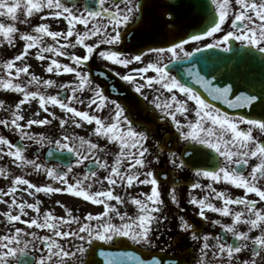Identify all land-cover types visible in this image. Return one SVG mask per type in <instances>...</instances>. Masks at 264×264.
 Instances as JSON below:
<instances>
[{"label":"snow or ice","instance_id":"1","mask_svg":"<svg viewBox=\"0 0 264 264\" xmlns=\"http://www.w3.org/2000/svg\"><path fill=\"white\" fill-rule=\"evenodd\" d=\"M96 2L97 7L79 11L74 6L66 4L64 0H0V45L14 47L17 39L22 43V49L3 64L6 75L0 77V89L18 93L21 98L15 103V109L11 113L12 118L0 119V126L18 133L21 140L27 139L39 146L54 145L57 151L74 156L76 165L90 161L96 168L107 172V175L99 178L95 170H90L82 177L75 178L74 182H70L69 174L73 170L71 163L67 165V170L48 167L38 162V155L34 158L26 156V145L21 147L7 136L0 135V158L10 157L11 163L17 167H30L33 171L45 174L59 185L54 186L52 183L37 185L17 175L11 180V186L7 191L0 190V198L12 197L10 204L7 200L3 201L8 205V210L0 215L10 225L18 222L29 229L14 227L7 234L0 235V264H14V261L16 264H24L20 261V256L24 255L30 246L34 248L37 243L46 251V255H41L38 264H67L68 260L76 259L77 253L82 255L88 252L89 249L85 245H92L94 241L103 242L102 245L92 248L93 256L96 255V248L101 249L98 255L103 258L102 264H149L147 258H141L133 252L103 250V245L121 242V238H126L148 252L151 255V264H167L162 258L152 255L153 250L158 247L155 234L159 233L165 222L169 220L168 215L165 214L167 206L170 204L179 208L180 197L175 187L176 180L173 178L172 186L166 189L168 192L166 204L161 195L159 177L161 173L166 177L173 173L180 176L185 169L192 171L197 177L196 180L188 182L187 188L206 190L207 193L203 198L192 195L187 200L189 204L198 208L196 215L201 221L207 220L206 211H211L223 217H231V223L222 224L217 219L213 223L220 226V233L200 235L201 224L180 215L176 218L177 239L172 241L173 246L188 237L200 242L199 255L194 258L195 264H264V208L258 206L264 203V142L253 135L254 129L264 133V73L258 88L248 81L246 87L241 85L245 87V91H240L235 80L221 86L212 79L200 75L199 71L188 69L195 83L203 88L211 101H220L229 109L250 108L253 112H258L256 116L234 115L217 107L192 87L181 83L159 59L145 62L148 53H155L159 58L167 53L168 62L172 63L175 60H187L194 53H200L204 49L223 48L226 53L232 52L233 49L229 46L230 40L239 41L249 49L264 54V0H234L235 8L232 0H208L207 7L214 12L213 18L196 32L186 33L185 36H176L180 22L176 9L169 7L162 15L169 17L165 25H171L167 27V33L174 39L160 42L167 44V47H153L148 44L147 53L141 49L138 54L130 56L117 50L115 46L122 42L124 36L129 35V31L125 29L132 20L138 18L140 23L144 22L147 4L144 0H96ZM197 7L204 6L188 4L189 9ZM18 12L23 13L22 19ZM138 13L139 17H137ZM34 14L42 21L62 20L66 28L51 30L49 23L41 22L31 26L30 31H21L17 24L28 25L29 18ZM229 17H231L230 30L216 38L214 34L222 31V25ZM77 25L83 26L82 30ZM45 37L50 38L52 43H45ZM205 37H211L212 43H205L203 48L197 46L192 51L184 50L190 42H198ZM102 45L112 47L101 48ZM77 46L82 47L83 55L67 51ZM32 49H36L35 55L41 61L49 59L46 53L51 54L50 62L45 69L47 73L73 74L75 79L68 83H57L53 79L41 81L39 77L30 73V65L16 66V62L28 57ZM97 55L104 61L125 68L134 62L143 64L123 75L120 73L117 75L121 80L133 85L135 93H139L145 101L148 97L143 95V90L156 89L157 95L151 105L145 104L143 108L147 113L151 107L154 119L170 120L169 133L174 128L173 146L176 151L168 145V140L172 139L170 134L156 137L153 148L149 144L154 135L152 122L135 121L126 114L125 106L116 100H111L114 114L110 122H105L99 115L71 106L73 103L85 104V100L80 99L76 94L82 92L86 86H91L93 78L90 71L80 69ZM56 57H67L70 63H61ZM150 72L153 74L148 75ZM22 74L30 76V79L23 83L15 82ZM33 85L37 87L36 91L29 90V86ZM41 86L45 89L59 88L66 93V97L61 98L59 92L54 95L40 92ZM163 91L169 95L162 99ZM178 93L183 94L184 99H178ZM32 100H38L39 109L48 115L25 121L21 108ZM107 101L108 96L105 95L104 89L97 84L92 88V95L87 98V107L91 109L94 106L96 111H102ZM189 101L193 102L191 108ZM49 106H58L62 112L69 114L67 118L58 120V126L62 131L69 124L77 128L81 127L82 122L94 124L93 135L103 137L108 143L117 146L118 150L114 154L113 162L109 164L101 159L99 154L104 153L105 149L84 137L63 131L59 139L53 140L27 131L33 125L52 124L56 114L50 112ZM0 109L7 111L3 100H0ZM155 110H159L163 116L156 115ZM190 112L191 119L188 118ZM38 114L37 112L36 115ZM134 124H139L141 130L134 127ZM181 140L185 142L183 147L179 146ZM209 149L223 158L222 166L209 164L207 161L199 162L197 159L199 156L210 155L206 151ZM152 152H155L154 159L160 165L159 169L149 168L151 161L148 160V155ZM252 159L256 162L250 166L249 161ZM248 167L250 171L245 174L244 169ZM3 175L5 170L0 169V176ZM200 178L206 179L208 183H201ZM105 181L108 187L103 190L95 192L86 190L92 188L93 182L102 184ZM220 183H228L240 188L244 190V195L233 197L213 186ZM21 185L26 186L22 191L28 196L36 197L41 192L67 193L95 205H102L103 211L95 215L88 213L82 219L73 216L70 211L67 217L46 212L41 219L39 200L29 203L26 200L18 201L15 197ZM117 185L123 186L125 190L134 185L150 186L149 192H141L139 197H130L131 204L137 209L135 216L121 212L117 206L126 203L124 197L114 193ZM249 193L255 194L258 200L247 198ZM213 199L219 201L220 206L213 203ZM56 203L61 204L60 201ZM233 205L242 207L240 210H233ZM13 209L16 210V214H13ZM26 209L33 210L37 216L22 219L28 215ZM115 218H118V223L114 222ZM239 225H246L247 231L240 230ZM65 227L67 230H63ZM32 228L47 229L52 235H39L36 231H31ZM164 230L167 231V228L165 227ZM254 231L258 234L250 235ZM229 236L237 243H229L226 238ZM61 240H67L68 245L60 243ZM210 240L214 243H210ZM73 241L79 243L74 244ZM159 247L164 251L162 245ZM246 250L250 251V255L248 258H241L240 254ZM88 264H101V262L91 260ZM171 264H181V261L173 260Z\"/></svg>","mask_w":264,"mask_h":264},{"label":"flooded vegetation","instance_id":"2","mask_svg":"<svg viewBox=\"0 0 264 264\" xmlns=\"http://www.w3.org/2000/svg\"><path fill=\"white\" fill-rule=\"evenodd\" d=\"M197 5H203L202 11H203V20L205 22H209L214 16V12L211 8L207 7L208 0H194ZM66 4H69V6H74L77 10L82 11L86 7V0H64ZM144 2L147 4V7L144 12V22L140 23L139 19H134L130 22L129 26L126 31H129V35H126L123 37L122 42L119 45H116L115 48L121 52H123L125 55H132V54H138L141 49L145 53H147V47L146 45L151 44L153 47L162 46L167 47V44L160 43L163 40L166 39H174V37L167 33V27H171V25H165V21L169 19L167 15H162V13H165L166 9L169 7H174L176 9V14H179L180 21L184 20L188 14V4L193 3V0H144ZM233 7L235 8L234 0H232ZM91 5L95 8L97 7L96 0H91ZM201 7H198V9ZM186 15V16H185ZM137 17H139V13L137 14ZM230 21L231 17H229L228 20H226L225 24L222 25V31L219 33L214 34L216 38H219V36L223 35L226 31L230 30ZM178 42V40H177ZM205 43H212L211 37H205L201 41L198 42H190L185 46V51H192L195 47L200 46L203 48V45ZM229 46L232 47V52H224L222 53V57L224 58L223 61V69H219L216 72H214V79L223 81L224 83H232L233 80L238 82L241 80L239 77L241 76L242 69L236 63L233 64L237 57L245 56L246 50L259 54L260 56L264 57V54H260L258 51L254 49H249L247 45H242L239 41L230 40ZM112 47L108 45H102L101 48H107ZM220 50H223L221 48ZM233 56L234 58H232ZM99 56H95L93 59V63H96L100 65L103 68H107L112 73L116 75L118 78V82L120 85H118L117 89L123 91L127 97L131 98V102L129 103L131 106L130 108H127L125 104L122 103L120 98L114 97L108 93H106V83L102 80H97V83L104 89L105 95L108 96V101L106 102V106L103 110V116L105 122H110L111 116L114 114V106L111 104V100H116L118 103H121L122 106H125L126 108V114L130 115L135 121L143 122V121H151L152 127L154 130L153 139L149 141V144L155 148L156 143V137H165V134L172 135V139L168 140L169 147L172 148L173 151H176V148L173 146V142L175 140V135L172 133L175 132L174 128L172 129V132L169 133V125L170 120L168 118H162V119H154L152 116L153 109L149 107L148 112L146 113L144 111L143 106L145 104L151 105V102L153 98L157 95L155 88H146L143 90V95L148 97V100L145 101L142 96H140L139 93H135L134 86L121 80L120 76L117 75V73H120L121 75L131 71L132 68L135 67H141L143 66L142 63H136L134 62L132 65H129L127 68L120 66V65H113L111 62H107L102 60L101 58H98ZM160 60L161 63L166 64L168 67V70L171 72L172 75L177 77V69L175 68L176 65H178L182 60H175L172 63L168 62L169 54L165 53L163 54L162 58L157 57L155 53H148L146 56L147 61H157ZM153 73H148V75H152ZM231 77V79H229ZM234 78V79H233ZM178 79V77H177ZM142 82V81H141ZM183 83V81H181ZM185 84V83H184ZM240 85V84H239ZM169 94L166 91H163L162 99L166 98ZM178 99H184L183 94L178 93ZM189 108L193 106V102L189 101ZM217 107H220V105H217ZM222 110H224L222 107H220ZM226 111V110H224ZM230 114L234 115H241L239 111L236 112H230ZM156 115L163 116L162 113L159 112V110H155ZM189 119L192 118V113H189ZM134 127H136L138 130H141L139 128V124H134ZM241 127H246V125H241ZM253 135L260 140L261 142H264V133L260 132L258 129H254ZM107 142V141H106ZM109 145V143L107 142ZM185 145V142L181 140L179 142V146L183 147ZM210 155L208 157H205L203 155L199 156L197 159L199 162L204 163L207 161L209 164L214 165H223V158L219 157L218 154H215L212 152V150H206ZM116 151L110 152L104 160H106L109 164H111L114 160V154ZM189 152H191V149H189ZM155 152H152L150 155H148V160L151 161L149 164V168L151 169H159L160 165H158L154 159ZM256 161L255 159H252L249 161V165L251 166ZM243 167V166H240ZM101 170V173L103 176L107 175V172L104 169H97V172ZM245 174H247L248 171H250V167L247 169H244ZM143 178V177H141ZM175 178L176 180V190L177 194L180 197V207L177 208L173 205H168L165 211V214L168 215L169 220L172 221V223L168 226H171V229L176 230V218L180 215H184L186 219L190 218L191 221L200 223L201 224V230L199 231L200 235L203 234H210V235H216L220 233V226L213 223V221L219 219L222 224L224 223H231V217H223L221 214L213 213L211 211H206V215L208 217L207 220L201 221V218L196 215L198 212V208L196 206H193L187 202L188 197L195 195L198 198H203L204 195H206V190L201 189H190L187 188L188 182L190 180H196L197 177L195 174L185 169L183 173L180 176H177L175 173H173L171 176L166 177L163 173H161L159 179H160V191L162 198L165 199L166 204L168 202V192L166 189H169L172 186V180ZM201 183H208L206 179L200 178ZM217 190H223L227 192L229 195L233 197H240L244 195V190L237 188L231 184L228 183H220V184H214L213 185ZM114 191L125 198L126 203L123 205L131 206V202H129L128 198L130 199L131 196H137L139 197V193L144 192L147 193L150 191L149 185H134L133 187L125 190L123 186L117 185L114 188ZM247 198L249 199H255L258 200V197L255 196V194H247ZM213 203H215L217 206H220V202L217 200H212ZM259 207L264 208L263 203L258 204ZM242 206L240 205H233V210H240ZM136 210V208H135ZM240 230L247 231V228L242 227V225H239ZM253 233V232H252ZM250 233V235L252 234ZM228 242L230 243L231 237H226ZM177 239L175 237L173 240ZM131 242V241H130ZM200 243L196 240H193L191 237H188L186 240L176 244V246L185 247L186 245H192L194 243ZM210 243H214V241H209Z\"/></svg>","mask_w":264,"mask_h":264},{"label":"rangeland","instance_id":"3","mask_svg":"<svg viewBox=\"0 0 264 264\" xmlns=\"http://www.w3.org/2000/svg\"><path fill=\"white\" fill-rule=\"evenodd\" d=\"M83 11V10H82ZM18 15H20L21 19L23 18V13L22 12H18ZM41 22H46L50 24V28L51 30H64L66 28V24L60 20V21H52V20H47V21H42L40 19V17L38 15H33V17L29 18V24L28 25H21V24H17V27L20 28L21 31H30L31 30V26H35L38 23ZM77 27L79 29L82 30L83 26L77 25ZM63 43V41H61ZM90 42V41H89ZM45 43H52L50 38L45 37ZM22 49V43L17 39V42L15 44L14 47L12 46H7V45H0V77H3L6 75V70L3 68V64L10 58H12L14 55H16L20 50ZM67 51L69 52H75L76 54H80L83 55L84 54V50L82 49V47L77 46L75 49H67ZM36 49H32L30 50V55L28 57H26V59L28 60V65H30V73L36 75L37 77H39L41 79V81H43L44 79H53L56 80L57 83H68L71 82L75 79L73 74H64V73H60V74H56V73H47L46 72V66L47 63L50 62V58H51V54H45L47 57H49V59L45 60V61H41L39 60L36 55H35ZM61 63H70V61L67 59V57H56ZM100 58V57H98ZM94 59V58H93ZM91 59V60H93ZM91 60L89 62H91ZM88 64V63H87ZM36 65H38V70L36 69ZM40 65V66H39ZM16 66H23L21 63L16 62ZM80 70L82 71H86L88 72V67L83 66ZM28 79H30V76L22 74V76L16 80L15 82H26ZM98 83L96 82V80L93 79L92 81V85L91 86H86L85 89L82 92H77V96L80 97V99L85 100V104H79V103H73L71 104V106L76 107L78 110H85V111H89L90 114H96L101 116L102 119H104L103 116V110L102 111H96L95 107L93 106V108L89 109L87 107V98L89 97V95H92V88L97 85ZM29 90L32 91H36L37 87L35 85L33 86H29ZM40 92H43L47 95H54L56 93H60L61 89L59 88H43L42 86L39 88ZM20 94L18 93H14L12 91H5L0 89V100H3L5 102V108H7V111H5L4 109H0V119H11V113L12 111L15 109V103L20 99ZM65 102L66 99H65ZM34 104L37 112L39 113L38 115L33 116V118L39 119V118H44L45 116H47V113H44L42 110L39 109L38 107V100H32L30 104ZM49 110L50 112H55L56 114V119L53 120L52 124L50 125H44V126H40V125H33L31 128H28L27 131L31 132L33 135H43L49 139H59L60 136L63 134V131H67L71 134L77 135V136H81L84 137V139L86 140H91L94 143H98L102 148L105 149L104 153H100L99 155L101 157L104 156H109L106 155L105 153L108 151H115L117 149V146H115L114 144H110L109 147L107 146L106 142L104 141V139L102 140V137H98L93 135V128H94V124H88L87 122H82L81 127L77 128L71 124L67 125L66 128L62 131L59 126H58V120L61 118H67V116L69 114H67L66 112H62L58 106L56 107H52L49 106ZM21 114L22 113V109H21ZM31 118V119H33ZM51 119V117H49ZM26 121V120H25ZM23 123V121H22ZM0 135H5L7 136V138H9L13 143L15 142L16 139H20L19 134L11 131L10 129L4 128L3 126H0ZM21 140V139H20ZM24 142V146L26 145V151H25V155L28 156L29 158H34V156L38 155L39 157V161L38 162H42L45 165H47L48 167H61L59 162H54V161H45V153H46V149L50 146L48 144H44L43 146H39L34 144L32 141H29L27 139L25 140H21ZM54 147V145H52ZM11 159L10 157L4 156L3 158H0V169H4L5 170V175L0 176V190L3 191H7L8 188L11 186V180L14 179L15 176L19 175L22 176L23 178L29 179L32 183L37 184V185H44V184H49L52 183L54 186H59L58 184H56L55 182L51 181L50 178L46 177L45 174L41 173V172H36L33 171L30 167H24V168H20L17 167L16 165L11 163ZM88 161H85L84 164H80V165H76L75 162L72 163L73 165V170L72 172L69 174V180L70 182H74L75 178L78 177H82L85 173L86 170H84V166ZM67 170V169H66ZM97 177L102 178L103 176L101 175V171L99 170V172H97ZM26 187V186H19L20 190H18L15 193V197L17 198V200H26L29 203H34L36 200L40 201L39 204V208H40V213H39V217L42 219L44 214L46 212H51L53 215L55 216H62V217H67L68 215V211L71 212V214L73 216H78L81 217V219L86 216L88 213H92V214H97L101 211H103V206L102 205H95L93 203H91L90 201H85L83 198L81 197H75L73 195L64 193V196L60 197L58 196V193L55 194H47V193H39L37 194L36 197H32V196H28L27 194H25L22 189ZM107 182L105 181L104 183H96L93 182L92 184V188L91 189H86L87 191L90 192H95V191H99V190H103L105 188H107ZM114 193L116 194L117 191ZM11 196H7V197H2L0 198V214H2L4 211L8 210V205H6L3 201L7 200L9 202V204L11 203ZM129 202L130 199L128 198ZM56 201H60L61 204L63 205V207H61V204H57ZM111 203H115V201H111ZM264 205V203H263ZM120 209L121 212L123 213H128L129 216H135L137 214V209L134 210L133 207L136 208L135 205L131 204L130 207H124L121 205H117ZM124 207V208H122ZM31 210V209H30ZM13 214H16V210L13 209ZM37 213L34 212L33 210H31V214H28L27 216L22 217V219H30L33 217H36ZM114 222H119L118 218H115ZM14 227H21V228H25V230H29L27 229V226L22 224V223H15V224H9L6 222L5 218L0 215V235H4L7 234L11 229H13ZM72 227H75V225H72ZM247 228L246 225L242 226ZM163 227L161 228L159 233H156V238H157V245L158 247L155 248L154 250L160 249V245L163 246L164 251L167 250H172L173 249H177L178 247L181 246H173L172 244V239L176 237V232L172 231V229H169V232H166V234H169V238H165L166 234L165 231L162 230ZM31 231H36L39 235H49L51 236L52 233L49 232L47 229H36V228H32L30 229ZM63 230H67L66 227ZM258 234L257 232H253L251 235H256ZM30 239V237H29ZM60 243L64 244L65 246L68 245V241L67 240H61L59 241ZM74 244L79 243V241H73ZM91 245H85L86 248L89 249ZM192 249H194L195 253H196V257L199 255V248H200V243H194L192 245ZM179 250H182V248H180ZM26 253H29L31 255L34 256V261L30 264H38L39 259L41 257V255H46V251L43 249L42 245H40L39 243L36 244V246L33 247H29V249L26 251ZM241 258H248V256L250 255V251H245L242 252L241 254ZM89 257L88 252L84 253V254H80L77 253V257L75 260H68L67 264H84L85 259ZM14 264H16V262L14 261ZM195 264V261L192 263Z\"/></svg>","mask_w":264,"mask_h":264},{"label":"water","instance_id":"4","mask_svg":"<svg viewBox=\"0 0 264 264\" xmlns=\"http://www.w3.org/2000/svg\"><path fill=\"white\" fill-rule=\"evenodd\" d=\"M193 3L195 1L193 0ZM196 4V3H195ZM89 7V6H88ZM198 7L195 8V11L193 13L194 20H192L191 12L189 11L188 16H190L189 21H183L180 22V26L176 32V36H184L186 33L196 32L200 27L204 26V23L201 20L202 12L197 11ZM194 10V9H192ZM222 53L219 52L216 49H204L200 53H194L191 58L188 60H185L181 62L177 67L178 70V77L180 80H183L185 83L193 87L196 91L201 93V95L208 99L212 103H218L219 101H211V98L207 96V93L204 92L203 88L195 83L194 78L189 74L188 69L191 68L194 72L199 71L200 75L207 77L208 79H211V76L214 73V68H219L220 70L223 69V61L224 58L221 57ZM233 60L234 63H238V65L242 68V73L239 78L241 80L238 81L237 87L239 86V83L242 85L247 86V82L251 81L257 88L259 87L260 80L262 78V73H264V58L256 55L254 56H247L244 57L241 62H238ZM92 68V74H94V77L100 78L102 75L99 73L100 68L98 66H91ZM217 69V70H219ZM108 79V76H104L103 79ZM245 87H241L242 90L245 91ZM117 95L121 98V100L128 105L127 100L125 99V95L117 93ZM60 96L63 98L65 97V92L62 93ZM225 108L226 105L224 106ZM239 111L241 114L247 115L251 114L253 116L258 115V112H253L250 108L245 109H233L232 111ZM16 145H19L23 147V144L21 141H17L15 143ZM51 150V155H49V152ZM74 156H69L67 153L63 151H57L53 148H49L46 154V160L50 161H60L62 164L67 166L69 163H71L72 159H74ZM95 165L92 163H89L86 167L87 170H93L95 169ZM234 243V242H233ZM103 242L94 241L92 244V247L89 249L88 253L90 255L89 258L85 260L84 264H88L91 260L100 261L102 264L103 258L98 255L100 248H96V255L93 256L92 254V248L96 247V245H102ZM103 250L105 251H114V252H133L138 256H141V258H147L149 261V264H151V255L146 252L143 248H140L136 245H133L132 243L127 242L125 239H121V242H117V244L113 245H103ZM152 255H155L157 258H162L167 262V264H171L173 260L181 261V264H190L193 260V254L190 249L185 250L183 253H179L178 255H172L170 253H162V252H153ZM34 258L27 256L26 254L21 256V261L24 262V264H30L33 261Z\"/></svg>","mask_w":264,"mask_h":264},{"label":"bare ground","instance_id":"5","mask_svg":"<svg viewBox=\"0 0 264 264\" xmlns=\"http://www.w3.org/2000/svg\"><path fill=\"white\" fill-rule=\"evenodd\" d=\"M21 62L23 64H28V62L24 61V59L19 61V63H21ZM36 66H37L36 69L38 70V65H36ZM21 109H22V113H23L22 115L25 117V120L33 118V116H35L37 113V110H36L33 103L30 105L27 103L26 105L22 106ZM58 196L62 197V196H64V193H58ZM26 211L28 212V214H31L30 209H26Z\"/></svg>","mask_w":264,"mask_h":264}]
</instances>
